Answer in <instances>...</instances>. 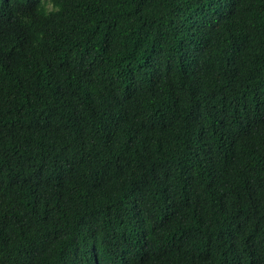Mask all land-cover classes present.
Listing matches in <instances>:
<instances>
[{
    "label": "trees",
    "instance_id": "trees-1",
    "mask_svg": "<svg viewBox=\"0 0 264 264\" xmlns=\"http://www.w3.org/2000/svg\"><path fill=\"white\" fill-rule=\"evenodd\" d=\"M0 0V264H264V0Z\"/></svg>",
    "mask_w": 264,
    "mask_h": 264
},
{
    "label": "clouds",
    "instance_id": "clouds-1",
    "mask_svg": "<svg viewBox=\"0 0 264 264\" xmlns=\"http://www.w3.org/2000/svg\"><path fill=\"white\" fill-rule=\"evenodd\" d=\"M39 11H43L45 14L59 11V5L53 3V0H41Z\"/></svg>",
    "mask_w": 264,
    "mask_h": 264
}]
</instances>
